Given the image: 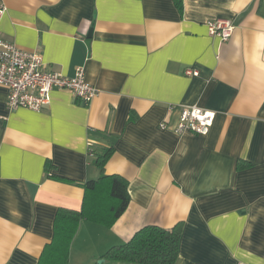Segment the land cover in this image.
I'll list each match as a JSON object with an SVG mask.
<instances>
[{
	"label": "crops",
	"instance_id": "crops-1",
	"mask_svg": "<svg viewBox=\"0 0 264 264\" xmlns=\"http://www.w3.org/2000/svg\"><path fill=\"white\" fill-rule=\"evenodd\" d=\"M181 2L0 0L6 40L49 71L83 67L100 90L86 103L55 87L41 111H11L0 85V264H41L105 148V173L129 181L131 200L111 227L80 220L68 264H135L104 254L179 222L175 264H264V0ZM215 19L235 26L229 40L209 34ZM181 105L216 112L207 135L173 132Z\"/></svg>",
	"mask_w": 264,
	"mask_h": 264
},
{
	"label": "trees",
	"instance_id": "trees-1",
	"mask_svg": "<svg viewBox=\"0 0 264 264\" xmlns=\"http://www.w3.org/2000/svg\"><path fill=\"white\" fill-rule=\"evenodd\" d=\"M178 4L182 7L181 0H178ZM95 153L94 162L100 167L101 175L85 183L80 210L59 209L55 220V236L45 246L41 264H68L70 245L81 219H90L111 227L129 205V181L122 175L105 173L112 149L105 148ZM181 236L180 222L172 228L146 225L127 242L111 247L104 257L122 263L175 264L179 257Z\"/></svg>",
	"mask_w": 264,
	"mask_h": 264
},
{
	"label": "built area",
	"instance_id": "built-area-1",
	"mask_svg": "<svg viewBox=\"0 0 264 264\" xmlns=\"http://www.w3.org/2000/svg\"><path fill=\"white\" fill-rule=\"evenodd\" d=\"M7 10V6L0 4V22ZM209 34L218 36L222 41L231 38L235 26L225 19L209 20L207 22ZM185 74L197 76L198 70L186 68ZM0 85L8 88L7 108L16 110L28 108L41 111L52 100V90L55 87L69 90L76 98L86 103L91 102L100 92L94 84L86 78L83 67L76 69L74 76L49 71L42 53L18 46L6 40L0 32ZM216 112L198 105H181L179 120L173 128L174 133L183 135L194 132L207 135L214 124ZM163 129L168 124H161ZM93 143H89L92 150ZM237 264H250L238 261Z\"/></svg>",
	"mask_w": 264,
	"mask_h": 264
},
{
	"label": "water",
	"instance_id": "water-1",
	"mask_svg": "<svg viewBox=\"0 0 264 264\" xmlns=\"http://www.w3.org/2000/svg\"><path fill=\"white\" fill-rule=\"evenodd\" d=\"M103 261V260H102Z\"/></svg>",
	"mask_w": 264,
	"mask_h": 264
}]
</instances>
